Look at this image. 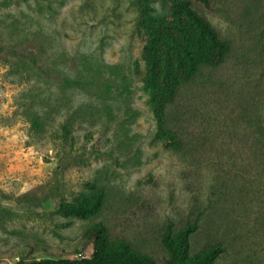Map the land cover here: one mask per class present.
Returning <instances> with one entry per match:
<instances>
[{
	"label": "rangeland",
	"instance_id": "374dc122",
	"mask_svg": "<svg viewBox=\"0 0 264 264\" xmlns=\"http://www.w3.org/2000/svg\"><path fill=\"white\" fill-rule=\"evenodd\" d=\"M193 6L232 49L169 106L174 150L156 139L138 1L0 0V264L90 256L99 223L161 258L169 221L197 223L191 255L220 244L216 264H264V0ZM90 182L106 192L97 215L57 213Z\"/></svg>",
	"mask_w": 264,
	"mask_h": 264
},
{
	"label": "trees",
	"instance_id": "16d2710c",
	"mask_svg": "<svg viewBox=\"0 0 264 264\" xmlns=\"http://www.w3.org/2000/svg\"><path fill=\"white\" fill-rule=\"evenodd\" d=\"M137 1V31L142 37L141 59L145 66L142 81L150 94L149 105L157 125L156 139L168 148L181 150L185 141L177 129L169 126L168 108L202 67L220 66L230 54L232 45L193 6V1H197L210 8V0H162L169 9V15L164 18L153 15L154 8L149 0ZM87 189L88 192L75 201L61 199L57 203V213L82 219L97 215L104 205L106 192L93 182L87 184ZM197 228L196 222L176 228L169 221L161 238L166 253L158 258L128 241L114 240L108 227L99 223L86 241L93 248L90 256H77L81 254L79 250L44 249L49 257L32 254L20 258L16 264H216L223 252L220 244L200 254H190V237Z\"/></svg>",
	"mask_w": 264,
	"mask_h": 264
}]
</instances>
